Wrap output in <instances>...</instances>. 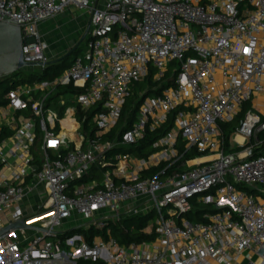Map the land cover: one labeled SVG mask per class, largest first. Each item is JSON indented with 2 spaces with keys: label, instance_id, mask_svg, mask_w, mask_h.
Masks as SVG:
<instances>
[{
  "label": "built area",
  "instance_id": "obj_1",
  "mask_svg": "<svg viewBox=\"0 0 264 264\" xmlns=\"http://www.w3.org/2000/svg\"><path fill=\"white\" fill-rule=\"evenodd\" d=\"M72 7L90 17L85 52L54 79L6 95L18 125L0 143V230L20 219L36 229H17L24 242L17 230L0 237V264H264V100L256 102L264 0H0V22L20 26L24 60L45 68L52 59L39 26ZM169 70L173 84L145 97L120 139L106 138L133 84ZM64 89L70 97L54 109ZM249 101L235 132L243 142L228 147L222 124ZM178 107L172 130L152 143L156 152L108 156L168 123ZM179 137L197 155L182 161L189 168L167 172L184 155ZM162 162L161 173L145 176ZM98 166L106 167L101 179L84 181ZM198 208L214 212L197 219ZM149 213L157 221L143 232L152 239L113 237L110 223ZM72 216L76 227L105 232L92 242L68 233Z\"/></svg>",
  "mask_w": 264,
  "mask_h": 264
},
{
  "label": "trees",
  "instance_id": "obj_2",
  "mask_svg": "<svg viewBox=\"0 0 264 264\" xmlns=\"http://www.w3.org/2000/svg\"><path fill=\"white\" fill-rule=\"evenodd\" d=\"M83 42L80 41L78 45L73 47L70 51H72L71 56H62L56 60H53L49 63L45 68H40L37 66L35 67H27L25 70H19L11 75L5 76L2 80H0V107L7 105L6 95L15 86L21 83L33 82V81H43V80H52L58 75H60L65 69L71 66L73 62V55H77L80 45ZM171 73L170 70L167 72L165 78L154 79V71L142 81L136 82L133 84L134 90L131 94L130 100L127 99L125 106L123 107L121 117L117 125L108 133L106 138L109 139H120L123 132L130 128L132 122L136 117V113L139 109L140 104L143 102L145 97L151 95H159L162 91L169 86H171L172 80L170 79ZM71 91V89H64L61 90L60 93H67ZM251 106L250 101L247 102L242 112L234 119L232 122L223 123L222 124V131L226 136L227 139V146L231 144V136L236 132L238 125L240 124L241 119L243 118L245 112ZM181 108L178 107L170 114V118L168 123L164 124L160 128L156 129L155 131H149L144 139L139 141L136 145L132 146H117L115 147L108 156L110 157L112 154L125 152V153H135L138 157H146L148 155L143 154V150L147 147L152 148V143L157 140L158 138L165 135L167 132L172 130L174 126V119L176 114ZM94 111H90L88 116H92ZM64 115V106L60 109V116ZM88 124V123H87ZM60 129V125H57V131ZM13 130L10 128H1L0 129V143L11 136L13 134ZM259 140L261 141L260 145L257 147L258 152L264 153V130L259 133ZM186 143L185 140L179 137L177 147L179 149V154L183 155L182 159L179 163L174 164L167 172L170 170L177 169L178 167L181 170L187 169L189 167L182 166V161H186L191 159L197 155V151L193 150H186L185 147ZM153 149V148H152ZM242 147H236L232 150H240ZM153 151H155L153 149ZM152 154V153H151ZM111 158V157H110ZM168 163L162 162L157 166L151 167L145 176H154L161 173L165 168H167ZM106 170V167L98 166L94 169V173H97L95 176L90 175L87 178H84V181H88L91 179H101V173ZM205 211H212L214 210L208 208H198L194 215L198 219V214ZM153 216V213L149 214H141V215H130L127 217H123L121 223L119 225L110 223L109 227L112 228V235L113 237L121 244H129L131 242H141L143 240H149L154 237V235H147L143 232V229L147 226L149 218ZM193 219V217H190ZM105 230H99L96 227H90L88 229L84 227H80L78 230H73L72 233H80L84 234L87 237L89 242H92L94 237L103 234ZM84 263V262H82ZM92 264H100V263H92Z\"/></svg>",
  "mask_w": 264,
  "mask_h": 264
},
{
  "label": "water",
  "instance_id": "obj_3",
  "mask_svg": "<svg viewBox=\"0 0 264 264\" xmlns=\"http://www.w3.org/2000/svg\"><path fill=\"white\" fill-rule=\"evenodd\" d=\"M89 26L87 27L83 38L88 34ZM23 33L20 26L9 22H0V78L11 75L12 73L25 70L27 67L41 65L31 64L24 60L23 56ZM72 51H69L64 56H71ZM51 63V62H50ZM21 228L36 229L35 226L29 225L24 219L6 225L0 230V237L10 233L12 230ZM80 227H75L68 231L78 230ZM263 253V250L261 251Z\"/></svg>",
  "mask_w": 264,
  "mask_h": 264
},
{
  "label": "rangeland",
  "instance_id": "obj_4",
  "mask_svg": "<svg viewBox=\"0 0 264 264\" xmlns=\"http://www.w3.org/2000/svg\"><path fill=\"white\" fill-rule=\"evenodd\" d=\"M72 8H73L72 12L68 11L69 9L66 11V15H67L66 20L62 21V23H61L60 27L58 28V30L55 31V33L53 34V35H56L54 37V40L56 42L55 47H57V46L61 47L62 46L61 44L63 42H67L69 40H75V41L79 42L83 38L84 32L82 33V31L79 30V27L87 26L88 19H87L86 15L88 13L86 11H84V10L79 9V8H74V7H72ZM53 19H56V21H51L53 23L60 21L59 17L52 18V19H49V20H53ZM49 20H47V21H49ZM41 25H42V23L39 26L40 31H41ZM41 33H42V31H41ZM85 50H86V39H85V41H83L81 43L79 51H78L77 54H81V53L85 52ZM72 58L74 60L75 55H73ZM4 77H1L0 80H2ZM133 90H134V87H133ZM69 97H70V95L66 94V93L59 95L58 97H56L54 99V104L52 105V107L54 109H56V107L59 104H61L62 100H66ZM130 98H128V100H130ZM235 138H236L235 135H232L231 143L235 142ZM154 152H156V151H153V149L151 147H147V148H145V150H143L142 153L145 154V155H149V154L154 153ZM131 157H132V159H138L139 158L135 153H132ZM40 192H42V193L44 192L42 188L40 189ZM68 221H70L71 224L70 225L65 224L66 227L65 228L63 227V229H70V228L79 226L81 224L80 221L78 223L76 222L74 216H72ZM156 221H157V216L153 215V217L149 220L148 224L154 223ZM16 234L19 236V238H20V240L22 242L25 241V236L20 230H17ZM27 234L30 236V235H34L35 232H33L32 230H28Z\"/></svg>",
  "mask_w": 264,
  "mask_h": 264
},
{
  "label": "crops",
  "instance_id": "obj_5",
  "mask_svg": "<svg viewBox=\"0 0 264 264\" xmlns=\"http://www.w3.org/2000/svg\"><path fill=\"white\" fill-rule=\"evenodd\" d=\"M72 10H73V8L69 9L68 11L72 12ZM56 17H59V20H60L59 22H54V23L51 22V21H56V19H53V20L43 22L41 25V31H42L43 37L45 38V40L48 41V43L50 45L49 55L51 56L52 61L62 57L66 53H68L73 47L78 45L81 41L80 40L79 42H77L75 40H69L67 42H63L61 44L62 45L61 47H58V46L55 47L56 42L54 40V37L56 35H53V34L55 33V31L58 30L62 21L66 20L67 15H66V12H64V13L56 16ZM86 17L88 19V24H89V20H90L89 14H87ZM88 24H87V26H88ZM87 26L79 27V30L82 31V33L83 32L85 33ZM263 100H264V92L261 93L256 98V102L261 103ZM17 125H18L17 119H15L13 112H11L9 110V107L7 105L2 106L0 108V129L5 127V128H10L14 131L16 129ZM232 135H235V137H236L235 142L231 143L232 146L237 145L238 142H243V138L241 136H239L238 134L234 133Z\"/></svg>",
  "mask_w": 264,
  "mask_h": 264
},
{
  "label": "bare ground",
  "instance_id": "obj_6",
  "mask_svg": "<svg viewBox=\"0 0 264 264\" xmlns=\"http://www.w3.org/2000/svg\"><path fill=\"white\" fill-rule=\"evenodd\" d=\"M66 127H67V125H66Z\"/></svg>",
  "mask_w": 264,
  "mask_h": 264
}]
</instances>
